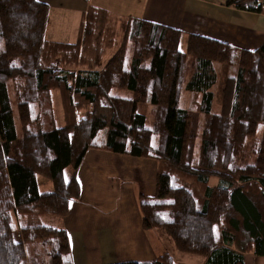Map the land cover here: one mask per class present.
Masks as SVG:
<instances>
[{"label": "trees", "instance_id": "1", "mask_svg": "<svg viewBox=\"0 0 264 264\" xmlns=\"http://www.w3.org/2000/svg\"><path fill=\"white\" fill-rule=\"evenodd\" d=\"M223 3L258 13L264 0ZM47 20L38 0H0V264H72L66 231L41 219L65 216L79 197L88 149L156 161L155 194L139 199L142 229L165 232L178 252L204 264L264 256V43L234 58L224 43L186 35L182 49L179 31L93 7L76 42H50ZM114 88L131 98L111 96ZM109 264L174 262L162 252Z\"/></svg>", "mask_w": 264, "mask_h": 264}, {"label": "crops", "instance_id": "2", "mask_svg": "<svg viewBox=\"0 0 264 264\" xmlns=\"http://www.w3.org/2000/svg\"><path fill=\"white\" fill-rule=\"evenodd\" d=\"M38 1L47 5L48 19L49 13H55L57 19L66 21L64 28L58 25L50 42H76L83 15L93 7L114 18L136 19L179 31L184 35L182 49L186 35L224 43L235 50L234 58L239 51H254L264 43V3L256 13L226 6L223 0ZM68 26L73 35L65 28ZM47 27L44 37L49 41ZM187 97L183 92V107ZM156 167V161L150 158L99 149L86 151L76 171L79 197L69 203L65 216L56 217L49 225L66 231L72 264L150 261L159 255L150 238L154 230L142 229L138 210L140 197L149 199L155 194ZM250 254L243 255V264H264V256L256 259Z\"/></svg>", "mask_w": 264, "mask_h": 264}, {"label": "rangeland", "instance_id": "3", "mask_svg": "<svg viewBox=\"0 0 264 264\" xmlns=\"http://www.w3.org/2000/svg\"><path fill=\"white\" fill-rule=\"evenodd\" d=\"M57 18H59L57 14L49 13V19H48V24H47L48 35H46V38L49 41L54 39V34L59 28L58 25H61L62 28H64L63 25L66 26L65 20L61 21L60 19H57ZM57 20H58V23H57ZM125 25L126 23H123V26ZM118 27L120 26L118 25V23H116L114 27L117 32L115 43H118V45L120 46L124 33H123V30H122L123 34L120 33V29ZM65 28H67V31L69 32L70 35H73L74 32H72L73 30H71L70 26L65 27ZM112 54H113V50L107 51L106 54L103 56L101 63L104 64L107 61V59L110 58ZM109 94L111 96H117L121 98H127V99L131 98V93L125 89L114 88V89H111ZM55 101L56 102L54 105V111L58 119L60 120L61 119V106H60L59 98L56 97ZM138 110L140 112L150 113L151 108H148V106L140 105L138 107ZM196 121H197V116L196 114H193V120H192V125H191V137L188 143V153L189 154H194L197 150V138L194 135L195 130H196ZM18 132L20 133L19 126H18ZM262 133H263V128L262 126H260L256 134L252 138L258 140L261 137ZM71 172L72 171L70 169L65 170L64 178L66 180L70 177ZM216 183H218V180L216 177H212L209 181L210 185H215ZM38 184L41 190H45L48 188L51 189L50 181L44 178L38 177ZM54 221H56V217H52V216L41 219V222L46 225H51ZM151 233L153 234L150 235V238L154 244L155 249L158 250L159 254H161L162 252H167L172 257L174 264H204L205 263L206 258L203 256H195L191 254H184V253L178 252L176 248L174 247L173 242L171 241V239L167 236L165 232L161 230H154ZM250 255L251 257L258 259L256 255H253V254H250Z\"/></svg>", "mask_w": 264, "mask_h": 264}]
</instances>
